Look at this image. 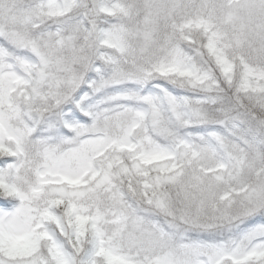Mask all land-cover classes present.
Masks as SVG:
<instances>
[{
  "label": "snow or ice",
  "instance_id": "6c2138e0",
  "mask_svg": "<svg viewBox=\"0 0 264 264\" xmlns=\"http://www.w3.org/2000/svg\"><path fill=\"white\" fill-rule=\"evenodd\" d=\"M0 264H264V0H0Z\"/></svg>",
  "mask_w": 264,
  "mask_h": 264
}]
</instances>
